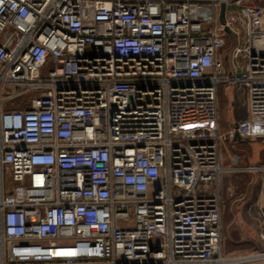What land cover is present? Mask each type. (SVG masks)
Instances as JSON below:
<instances>
[{
	"label": "built area",
	"instance_id": "obj_1",
	"mask_svg": "<svg viewBox=\"0 0 264 264\" xmlns=\"http://www.w3.org/2000/svg\"><path fill=\"white\" fill-rule=\"evenodd\" d=\"M235 134L264 148V0H0V264H264L221 253V178L264 193Z\"/></svg>",
	"mask_w": 264,
	"mask_h": 264
},
{
	"label": "rangeland",
	"instance_id": "obj_2",
	"mask_svg": "<svg viewBox=\"0 0 264 264\" xmlns=\"http://www.w3.org/2000/svg\"><path fill=\"white\" fill-rule=\"evenodd\" d=\"M231 92L232 89L229 90L225 86H222L218 92L219 121L226 131L236 122L243 120L247 111L246 94L242 92L235 96L236 99L233 96L231 99ZM241 144L236 147V154L241 159H245V154L251 149L253 153L252 156L249 155L251 162L264 161V148L261 143H251L250 147L243 146L245 143ZM240 175L225 174L220 183L222 190L221 253L227 259H245L264 248L262 240L264 223L259 219L260 211L257 209L259 183L254 176ZM230 264L251 263L242 260Z\"/></svg>",
	"mask_w": 264,
	"mask_h": 264
},
{
	"label": "crops",
	"instance_id": "obj_3",
	"mask_svg": "<svg viewBox=\"0 0 264 264\" xmlns=\"http://www.w3.org/2000/svg\"><path fill=\"white\" fill-rule=\"evenodd\" d=\"M221 87L222 86H220L218 88V91H217V103H218V92H219V89ZM226 88H228L230 90L229 87H226ZM230 96H231V99H232L233 95L230 94ZM233 98H235V97L233 96ZM218 122H219L220 133H222V134L226 133L227 132L225 130L226 128H224L223 125L220 124L219 112H218ZM251 143H249V144L245 143L243 146L250 147V146H252ZM238 145H242V144L238 143ZM219 147H220V153H221V159H222V166L223 167H226V168H228V167H241V166H247V165L253 163V162L250 161L251 159L249 157L250 154H251V156L253 155L251 149H250V151L247 154H245V159L244 158L241 159V157L238 154H236L237 150H232L231 147H230V144L227 141H221ZM242 160H244L245 162L242 161ZM234 174L236 176H241L240 174H242V175L246 174V175L254 176L258 180V177L256 175H253V174H249V173H234ZM221 180H222V178H221ZM221 180H220V182H219V184L217 186V190L219 191L220 197H222V190H221V186H220ZM258 183H259V180H258ZM212 188L214 189V186ZM263 208H264V193H262V191L259 189V197H258V202H257V209H258V211H260V218L259 219H261L262 223H264ZM221 214H222V204H221ZM220 227H221V223H220ZM221 245H222V234H221Z\"/></svg>",
	"mask_w": 264,
	"mask_h": 264
},
{
	"label": "water",
	"instance_id": "obj_4",
	"mask_svg": "<svg viewBox=\"0 0 264 264\" xmlns=\"http://www.w3.org/2000/svg\"><path fill=\"white\" fill-rule=\"evenodd\" d=\"M223 12H224V5L221 6V21H223ZM226 32H228V29H226ZM234 139L239 143H250V140L243 139L239 135L235 134Z\"/></svg>",
	"mask_w": 264,
	"mask_h": 264
}]
</instances>
